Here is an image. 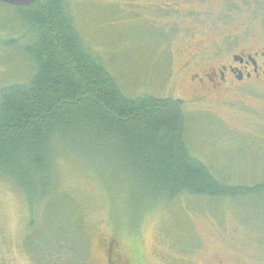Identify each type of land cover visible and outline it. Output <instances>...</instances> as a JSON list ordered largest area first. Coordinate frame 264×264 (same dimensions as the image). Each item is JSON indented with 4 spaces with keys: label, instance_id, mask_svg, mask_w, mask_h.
Instances as JSON below:
<instances>
[{
    "label": "rangeland",
    "instance_id": "obj_1",
    "mask_svg": "<svg viewBox=\"0 0 264 264\" xmlns=\"http://www.w3.org/2000/svg\"><path fill=\"white\" fill-rule=\"evenodd\" d=\"M72 3L85 42L125 94L181 100L193 156L229 183L264 180V79L228 76L214 91L202 80L235 57L264 52V0ZM16 20L13 9L0 6V88L30 77L25 33L4 30ZM56 167L53 197L73 204L59 207L49 196L33 216L0 176V264H36L34 241L58 226L87 235L84 264H109L110 247L125 264H264V197L184 196L152 208L117 179L104 186L85 162L60 158Z\"/></svg>",
    "mask_w": 264,
    "mask_h": 264
},
{
    "label": "trees",
    "instance_id": "obj_2",
    "mask_svg": "<svg viewBox=\"0 0 264 264\" xmlns=\"http://www.w3.org/2000/svg\"><path fill=\"white\" fill-rule=\"evenodd\" d=\"M72 2L0 3L17 14L16 24L4 30L25 33L30 72L26 83L0 88V176L31 215L49 196L59 207L73 204L53 197L60 158L85 162L104 186L107 179H117L152 208L184 196L263 198L264 180L229 183L193 156L181 100L124 93L100 54L85 42ZM30 226L35 227L32 220ZM79 228L58 226L56 233L37 236L29 254L36 264H84L88 239H81ZM109 264H125L111 247Z\"/></svg>",
    "mask_w": 264,
    "mask_h": 264
},
{
    "label": "flooded vegetation",
    "instance_id": "obj_3",
    "mask_svg": "<svg viewBox=\"0 0 264 264\" xmlns=\"http://www.w3.org/2000/svg\"><path fill=\"white\" fill-rule=\"evenodd\" d=\"M248 56L250 55H242V57L244 58L242 64L240 62H235L234 65L223 66V69L220 71L219 74L216 73L214 75L206 73L205 77L202 78L203 82L206 83L208 89L214 91L227 84L228 76H234L235 79L238 80V75L240 72L243 75V79L241 81L245 80L246 78L253 77H261V79H264V52L254 55V59L251 57L252 60H254V62L256 63V66L252 63V61L249 60ZM258 59L263 60V63L261 65H259ZM248 74L250 75V77H248Z\"/></svg>",
    "mask_w": 264,
    "mask_h": 264
},
{
    "label": "water",
    "instance_id": "obj_4",
    "mask_svg": "<svg viewBox=\"0 0 264 264\" xmlns=\"http://www.w3.org/2000/svg\"><path fill=\"white\" fill-rule=\"evenodd\" d=\"M42 0H0L1 4H5L11 7H29L32 5H35L36 3H39ZM235 62H240L241 64L243 63V59L235 57L234 58ZM250 60L252 61V63L256 66V63L254 62V60H252V58H250ZM248 77H250V75L248 74ZM243 79V75L240 72L238 75V80L241 81Z\"/></svg>",
    "mask_w": 264,
    "mask_h": 264
}]
</instances>
